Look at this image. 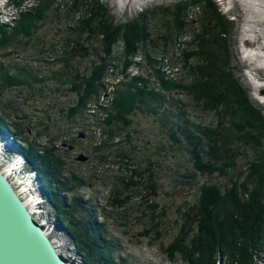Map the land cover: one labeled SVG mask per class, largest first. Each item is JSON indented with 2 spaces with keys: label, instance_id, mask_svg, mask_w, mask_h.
Here are the masks:
<instances>
[{
  "label": "trees",
  "instance_id": "1",
  "mask_svg": "<svg viewBox=\"0 0 264 264\" xmlns=\"http://www.w3.org/2000/svg\"><path fill=\"white\" fill-rule=\"evenodd\" d=\"M66 9L68 18L73 15L79 21L75 26L66 27V38L62 40L68 47L63 53L56 54L58 57L63 55L57 60L61 69L49 80L69 85L68 90L76 95V102L61 110L69 122L83 114L92 102H98L104 91L102 79L118 68L116 63L120 58L112 54L117 42L123 47L126 62L122 70L126 71L132 65L129 58L144 56L152 64L160 59L157 57L167 56L178 44L184 47L180 49V62L189 79L166 80L159 69H154L161 86L159 90L148 89L150 79L144 78L124 83L121 90H116L112 110L102 119L104 122L98 124L104 145L93 147L97 154L94 158L102 166L113 157L120 163L121 170L138 176L140 173L136 169L141 165L135 163L136 158L131 154L134 150L132 134L135 133L131 131L132 120L138 113L153 117L161 123L167 137L179 144L184 141L190 148L188 153L195 159L194 173L208 177L218 175L228 180L225 190L216 183H204L199 187L198 203L185 216L186 220L196 223V232L187 241L182 229L180 237L168 249L170 257L178 253L188 264H204L205 261L215 264L213 259L225 252L231 257L241 255L239 264H253V255L264 248V115L251 103L247 91L235 76L229 44L233 22L221 13L214 0H187L147 9L123 25L114 23L109 10L99 0H73L66 4ZM196 9L201 11L194 19ZM43 17L42 10L25 14L11 32L0 26V49H5L17 37L29 38L32 35L29 26ZM193 21H197L198 26ZM151 25L156 26L155 34L150 33ZM187 34H190L189 41H182ZM95 53L99 61L84 74L76 65H71V59L93 58ZM11 69H16V73L10 75ZM108 71L111 73L107 75ZM107 80L103 82L106 84ZM41 82L26 70L6 66L0 61V95L12 88L35 92V86L43 84ZM174 94H184L188 102L176 99ZM191 105L203 113L223 116L219 117L215 127L199 126L187 114ZM174 110L179 112L177 116L173 114ZM179 120H183L182 123ZM0 132L17 136V142H20L17 148L27 158L28 165L37 171L41 191L54 205L59 225L73 239L83 263L129 264L126 260L116 261L115 250L109 245L111 241L104 238L105 224L94 218L95 208L91 206L85 210L88 202L77 196L69 197L80 184H70L65 163L56 153V144L43 147L27 141L21 126L8 122L7 115L1 112ZM239 145L251 149L255 157L246 162L247 168L234 180L231 171L238 169L235 152ZM115 146L120 147L115 150ZM147 183L144 188L157 195L156 179L149 175ZM119 185L128 184L124 180L113 183L111 204L114 206L122 205L129 197L119 199L122 193ZM77 212L83 215L87 212L91 219L88 217L89 221L84 223L76 216Z\"/></svg>",
  "mask_w": 264,
  "mask_h": 264
},
{
  "label": "rangeland",
  "instance_id": "2",
  "mask_svg": "<svg viewBox=\"0 0 264 264\" xmlns=\"http://www.w3.org/2000/svg\"><path fill=\"white\" fill-rule=\"evenodd\" d=\"M72 1L0 0V14L12 16L10 22L5 16L0 19V26L9 32L17 28L18 22L25 14L42 10L44 16L43 19L29 26L32 33L29 38L17 37L16 40L9 42L5 49H0L1 62L6 66L26 70L43 84H37L35 92L12 88L1 94L0 112L7 115L8 122H15L21 126L24 131L23 138L27 141L36 142L43 147H52L56 144V153L65 163L64 170L71 178L70 184H80L77 190L69 194V197L77 196L82 198L83 202H88L87 207L83 208L85 210L91 206L95 208L94 218L96 222L105 224L104 238L111 241L109 245L115 250L114 257L117 262L126 260L129 264H188L178 253L171 258L168 249L175 239L180 237L182 229L187 241L195 234L196 223L186 220L185 216L190 214L191 208L198 203L199 187L204 183H216L222 189H226L227 178L194 173L195 159L188 153L190 148H187L185 142L175 143L163 133L159 121L141 113L134 116L131 125V131H135L132 134L134 150L131 154L136 158L135 163L141 165L136 169L140 173L138 176L121 170L120 163L113 157L109 158L108 163L99 165L94 158L97 154L93 148L95 145H104V136L98 124L104 122L102 119L109 110H112L116 90H121L124 83H131L136 78L150 79L148 89L159 90L161 86L155 78L154 69H159L166 80L174 82L187 80L188 77L184 74L180 62V49L184 47L178 44L168 51L167 56L163 59L161 56L157 57L160 59H156L157 62L152 64H149L150 61L144 59V56L129 58L132 65L126 71L127 69L122 70L126 62L123 57V47L117 42L112 54L121 60L116 63L118 68L113 73L108 71L107 75L111 73V76L105 75L102 79L104 91L98 102H92L83 114L75 117L76 119L72 118L69 122L61 110L64 107L68 108L69 104H74L76 95L68 90L69 85H60L56 80L53 82L49 79H53V75L61 69L57 60H61L63 55L58 57L56 54L63 53L64 48L68 47L62 40L66 38V27L75 26L79 21L73 15L67 17L69 12L66 4H71ZM99 1L109 10L114 23L123 25L134 20L147 9L171 6L187 0H126V4L121 0ZM214 1L221 13L233 22V35L229 44L233 56L232 66L236 69L235 76L247 91L251 103L264 115V104L260 102V97L264 96L260 92L264 88L258 89L264 87V76H262L264 74V0ZM7 6L15 9L16 12L22 9V12L13 17L14 11L10 8L5 9ZM200 11L195 10L194 19L200 16ZM193 24L198 26L197 21H193ZM150 27V33L155 34L156 26ZM189 37L190 34H187L182 41H189ZM68 50L70 51V47ZM92 51L94 50L91 47L90 52ZM256 56L262 57L260 61L254 60ZM96 61H99L97 53L93 58L86 56L71 59V65H76L79 72L84 74ZM254 64H258L259 69H263L262 72L258 73L254 70ZM15 73L16 69H11L10 75ZM106 79L108 80L105 84L103 81ZM58 86H60L59 91H57ZM174 97L188 102L184 94H174ZM178 113L176 110L173 111L175 116ZM187 114L190 120L204 127H215L219 117L223 116L203 113L192 105L189 106ZM182 121L179 120L181 123ZM227 126L228 123L225 128ZM74 140L78 145L77 149L72 148L75 144ZM17 141V136L0 132V143L3 145V157L7 165L12 166L20 160L23 168L19 169L17 174L22 181L30 177L33 186L30 188V194L39 197L41 203L35 205V208L41 212L39 215L48 221L46 230L51 232L53 239L63 243V250L70 254L69 260L66 259L71 264H84L73 239L59 225L54 205L42 193V184L37 171L28 165L27 158L17 148V144L20 143ZM117 141L118 139L115 144L118 143ZM239 146V150L235 152L238 169L231 171L234 180L247 168L246 162L255 157V152L251 149L244 145ZM119 147L113 148L116 150ZM80 155L87 157V161H77ZM22 161L24 164L21 163ZM149 175L156 179L157 195L144 188L148 184ZM120 180H124L128 185H119L122 192L119 194V199L129 197L122 205L114 206L111 204L114 198L113 183ZM15 181L13 179V182ZM22 186L19 183L16 189L20 192ZM81 214L77 212L76 216L82 218L84 223L91 219L87 212ZM239 257L241 258V255L231 257L230 254L222 252L213 261L216 260L215 264H239L242 261ZM253 257L251 263L264 264V248L257 251ZM204 264L209 263L205 261Z\"/></svg>",
  "mask_w": 264,
  "mask_h": 264
},
{
  "label": "water",
  "instance_id": "3",
  "mask_svg": "<svg viewBox=\"0 0 264 264\" xmlns=\"http://www.w3.org/2000/svg\"><path fill=\"white\" fill-rule=\"evenodd\" d=\"M22 198L0 168V264H69Z\"/></svg>",
  "mask_w": 264,
  "mask_h": 264
},
{
  "label": "bare ground",
  "instance_id": "4",
  "mask_svg": "<svg viewBox=\"0 0 264 264\" xmlns=\"http://www.w3.org/2000/svg\"><path fill=\"white\" fill-rule=\"evenodd\" d=\"M121 2H125L123 4H126V0H121ZM7 8H10L9 6H7L5 9ZM11 9V8H10ZM14 11V15L13 17L15 16H18L22 11V9H18L20 11L16 10L15 9H11ZM9 12V11H8ZM4 14L1 18H4ZM11 17H9V14L5 16V18L8 19V21L10 22L11 20ZM0 18V19H1ZM14 19V18H13ZM12 19V21H14ZM253 57V56H252ZM262 57L261 56H256L255 57V61H260ZM264 62V61H263ZM253 63V62H252ZM258 65V64H257ZM256 64H254L255 66V69L258 73L262 72L263 69H259V67L257 66ZM264 71V70H263ZM262 74V73H261ZM262 76H264V74H262ZM259 88H264V87H258ZM257 89V87H256ZM260 102L262 104H264V96L260 97ZM3 145L0 144V168L1 170H3L4 174L7 176V178L9 179V181L11 182V184L13 185V187L15 188V190L18 192V194H20V196L22 197V195H24L25 197L22 198V200L25 202V204L27 205V207L29 208V211L31 212V214L33 215L35 221L41 225L44 229H46V225H48V221L44 218H42L40 215H41V212L40 211H37L36 208H35V205L41 203L39 201V197L34 195V194H30V188L32 186V181L30 179V177L26 178V180H21L17 174L18 170L23 168V166H21L20 164V160L17 161V163H15L14 165L12 166H8L7 165V162L5 161L4 157H3ZM21 163L24 164V162L22 161ZM27 176H30V175H27ZM13 179H15L16 181L13 182ZM25 179V178H24ZM22 184V189L20 190V192L16 189L17 185L18 184ZM33 187V186H32ZM40 214V215H39ZM43 219V220H42ZM48 233V236L50 237V239L53 241L55 247L57 248V250L59 251V253L61 254V256H65V260L68 261V257H70L68 251H65L63 250V243H61L60 241L58 240H55L53 239V237L51 236V232H49L48 230L46 231ZM67 256V257H66ZM68 260H67V259ZM69 264H71L69 261H68Z\"/></svg>",
  "mask_w": 264,
  "mask_h": 264
},
{
  "label": "flooded vegetation",
  "instance_id": "5",
  "mask_svg": "<svg viewBox=\"0 0 264 264\" xmlns=\"http://www.w3.org/2000/svg\"><path fill=\"white\" fill-rule=\"evenodd\" d=\"M75 142H76V141L74 140V143H75ZM77 146H78V145L75 143V144L72 145V148L77 149ZM74 149H73V150H74Z\"/></svg>",
  "mask_w": 264,
  "mask_h": 264
},
{
  "label": "built area",
  "instance_id": "6",
  "mask_svg": "<svg viewBox=\"0 0 264 264\" xmlns=\"http://www.w3.org/2000/svg\"><path fill=\"white\" fill-rule=\"evenodd\" d=\"M4 13H7V12H4ZM3 16V13L2 14H0V18ZM104 105H106V104H104ZM103 106V105H102Z\"/></svg>",
  "mask_w": 264,
  "mask_h": 264
}]
</instances>
